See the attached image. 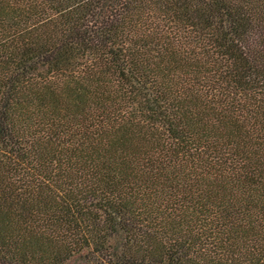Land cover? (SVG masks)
<instances>
[{"label": "trees", "instance_id": "obj_1", "mask_svg": "<svg viewBox=\"0 0 264 264\" xmlns=\"http://www.w3.org/2000/svg\"><path fill=\"white\" fill-rule=\"evenodd\" d=\"M0 264H264V0H0Z\"/></svg>", "mask_w": 264, "mask_h": 264}]
</instances>
